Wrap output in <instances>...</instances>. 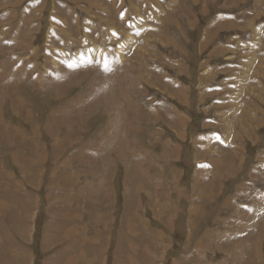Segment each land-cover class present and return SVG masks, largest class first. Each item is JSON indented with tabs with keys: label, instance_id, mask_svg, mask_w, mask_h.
<instances>
[{
	"label": "rangeland",
	"instance_id": "1",
	"mask_svg": "<svg viewBox=\"0 0 264 264\" xmlns=\"http://www.w3.org/2000/svg\"><path fill=\"white\" fill-rule=\"evenodd\" d=\"M0 264H264V0H0Z\"/></svg>",
	"mask_w": 264,
	"mask_h": 264
},
{
	"label": "bare ground",
	"instance_id": "2",
	"mask_svg": "<svg viewBox=\"0 0 264 264\" xmlns=\"http://www.w3.org/2000/svg\"><path fill=\"white\" fill-rule=\"evenodd\" d=\"M56 47V46H55ZM181 97V96H180Z\"/></svg>",
	"mask_w": 264,
	"mask_h": 264
}]
</instances>
